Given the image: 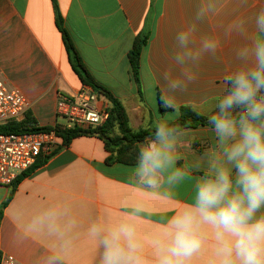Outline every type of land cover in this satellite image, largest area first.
<instances>
[{"label":"crops","instance_id":"1","mask_svg":"<svg viewBox=\"0 0 264 264\" xmlns=\"http://www.w3.org/2000/svg\"><path fill=\"white\" fill-rule=\"evenodd\" d=\"M201 2L155 0L151 36L141 57V98L128 54L152 0H0V70L30 104L21 120L30 116L38 127L64 126L66 121L56 113L59 95L83 87L57 27L56 4L85 66L121 100L133 129L155 128L151 120L175 122L181 111L178 117L170 115L173 109L164 102L169 93L163 77L166 71L179 76L181 69L172 60L174 36L193 22ZM261 8L264 0H231L222 5L220 14L197 24L194 47L206 34L218 37L221 46L198 64H189L195 79L187 83L186 91L175 94L180 110L189 107L205 118L216 110V101L227 88L224 77L237 66L235 50L245 43L241 36L226 37L225 29L237 17L251 18ZM160 95L166 111L161 110ZM99 98L100 105H109L103 96ZM230 143L221 144L211 125L177 132L175 162L161 174L158 187L140 181L137 161L107 163L110 154L96 135H82L69 146L62 143L17 185L0 187V206L6 203L0 221V260L13 256L21 264H44L55 253L61 257L57 264H99L102 247L100 237L90 232L92 225L107 231L129 224L142 244L144 264H158L155 242H167L170 219L193 208L202 182L228 169L232 181L228 197L240 193L234 163L225 154ZM176 170L184 173L183 178L169 183ZM50 210L59 214L56 231H50L47 223H33ZM261 213L264 208L257 215ZM201 231L206 239L186 264H218L215 230L204 225Z\"/></svg>","mask_w":264,"mask_h":264},{"label":"clouds","instance_id":"2","mask_svg":"<svg viewBox=\"0 0 264 264\" xmlns=\"http://www.w3.org/2000/svg\"><path fill=\"white\" fill-rule=\"evenodd\" d=\"M229 2L202 0L193 22L175 33L172 60L181 71L178 77L174 78L168 71L163 77L169 93L164 102L173 109L172 117L180 114L175 94L186 91L187 83L195 79L189 64H198L206 54H215L221 46L218 37L206 34L199 46L194 47L197 24L220 14L222 5ZM233 35L245 38V43L235 50L237 66L225 75L227 88L207 120L221 144L232 141L225 154L234 163L240 193L228 197L232 187L228 169L219 170L214 180L202 182L193 208L177 212L170 219L167 242H155L160 250L158 264H186L206 239L201 231L204 225L215 230L218 264H264V213L257 215L264 208V8L251 18L232 20L225 36ZM236 109L240 111L234 115ZM175 131L176 127L168 120H160L151 137L141 142L137 150L136 174L150 187H158L161 174L175 162ZM183 176L184 173L176 170L168 182H177ZM58 218V212L50 210L33 223H47L50 231H56ZM90 232L100 237L99 264H144L142 244L132 225L120 224L105 231L93 224ZM60 259L53 253L44 264H57Z\"/></svg>","mask_w":264,"mask_h":264},{"label":"trees","instance_id":"3","mask_svg":"<svg viewBox=\"0 0 264 264\" xmlns=\"http://www.w3.org/2000/svg\"><path fill=\"white\" fill-rule=\"evenodd\" d=\"M154 2L155 0H152L151 8L144 22V26L136 36L132 49L128 54L133 81L138 87V92L141 98L143 96L141 81V57L151 36V26L154 16ZM55 7L57 27L62 34L70 65L84 87L92 88L94 92L103 96L108 101L110 113L109 119L100 127L82 130L79 128L67 129L62 125H56L55 127H38L34 119L27 116L23 121H11L5 125H0V133L10 134L54 131L57 136L62 139L65 146H69L74 139L82 135H96L105 142L106 151L110 154L107 158V163L122 162L128 164L137 161L138 145L145 141L146 138L151 137L154 128L140 129L138 131L132 129L124 104L121 100L115 98L108 89L97 82L89 72L71 35L64 25V19L56 4ZM159 100L161 110H168V108L164 105L161 95L159 96ZM180 111L181 116L175 122L171 123V125L176 127L175 134L184 129L209 125L207 118L195 113L189 107H183ZM47 159V157H40L38 163L40 160L45 162ZM20 178L13 186L20 182ZM14 191L11 193L8 201L12 199ZM5 206L6 203L0 206V221L3 216Z\"/></svg>","mask_w":264,"mask_h":264},{"label":"built area","instance_id":"4","mask_svg":"<svg viewBox=\"0 0 264 264\" xmlns=\"http://www.w3.org/2000/svg\"><path fill=\"white\" fill-rule=\"evenodd\" d=\"M30 104L20 90L10 86L0 70V125L20 121ZM57 116L65 119L67 129H95L110 116L109 105H100L99 95L90 87L71 94H60ZM54 131L0 133V187H9L31 170L44 155H53L62 144ZM0 264H21L13 256L1 258Z\"/></svg>","mask_w":264,"mask_h":264},{"label":"rangeland","instance_id":"5","mask_svg":"<svg viewBox=\"0 0 264 264\" xmlns=\"http://www.w3.org/2000/svg\"><path fill=\"white\" fill-rule=\"evenodd\" d=\"M61 120H62V121H65V119H63V118H61ZM20 121H22V120H20ZM20 121L18 120V122H20ZM151 121H152V124H151V125H152V126H155L156 123L154 122V120H151ZM149 126H150V125H149ZM150 127H151V126H150ZM132 129H133V128H132ZM140 129H144V128H140ZM140 129H133V130L138 131V130H140ZM140 145H141V144L138 145V148H139Z\"/></svg>","mask_w":264,"mask_h":264}]
</instances>
